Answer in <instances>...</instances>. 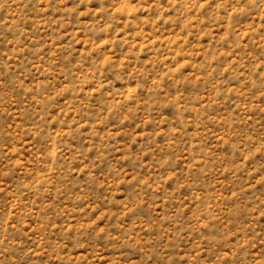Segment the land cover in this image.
<instances>
[{
	"label": "rangeland",
	"instance_id": "374dc122",
	"mask_svg": "<svg viewBox=\"0 0 264 264\" xmlns=\"http://www.w3.org/2000/svg\"><path fill=\"white\" fill-rule=\"evenodd\" d=\"M0 264H264V0H0Z\"/></svg>",
	"mask_w": 264,
	"mask_h": 264
}]
</instances>
